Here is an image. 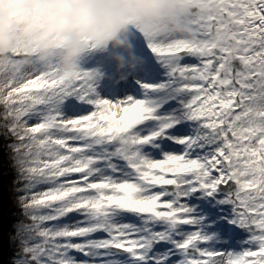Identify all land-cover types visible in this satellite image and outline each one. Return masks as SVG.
I'll use <instances>...</instances> for the list:
<instances>
[{
	"label": "snow or ice",
	"instance_id": "obj_1",
	"mask_svg": "<svg viewBox=\"0 0 264 264\" xmlns=\"http://www.w3.org/2000/svg\"><path fill=\"white\" fill-rule=\"evenodd\" d=\"M184 2L192 39L143 41L135 77L0 86V264H264V0Z\"/></svg>",
	"mask_w": 264,
	"mask_h": 264
},
{
	"label": "clouds",
	"instance_id": "obj_2",
	"mask_svg": "<svg viewBox=\"0 0 264 264\" xmlns=\"http://www.w3.org/2000/svg\"><path fill=\"white\" fill-rule=\"evenodd\" d=\"M184 0H0V86L19 71L55 68L71 81L87 71L97 83L105 79L93 58L113 62L115 81L142 68L145 57L138 41L165 47L192 39ZM253 87L264 92V76Z\"/></svg>",
	"mask_w": 264,
	"mask_h": 264
},
{
	"label": "trees",
	"instance_id": "obj_3",
	"mask_svg": "<svg viewBox=\"0 0 264 264\" xmlns=\"http://www.w3.org/2000/svg\"><path fill=\"white\" fill-rule=\"evenodd\" d=\"M101 64L102 71L105 73V79L101 82L104 85H107L110 82L111 78L115 74V68L113 62L105 57H101L98 61L95 62ZM91 65V64H90ZM87 67V65H85ZM107 89V87H106ZM108 94L112 92V90L108 87L107 90ZM2 141H0V145H2ZM4 157V150L0 147V159ZM6 163V161H5ZM5 171L11 172L10 169L5 168ZM12 177L11 175L5 177L2 182L3 192H2V203H0V231H2L4 236V254L3 259L7 260L11 251L12 247L7 243V235L10 232L11 225L13 224L16 216L19 214V209L15 207V197L9 189L12 188ZM236 241L240 239H236Z\"/></svg>",
	"mask_w": 264,
	"mask_h": 264
},
{
	"label": "rangeland",
	"instance_id": "obj_4",
	"mask_svg": "<svg viewBox=\"0 0 264 264\" xmlns=\"http://www.w3.org/2000/svg\"><path fill=\"white\" fill-rule=\"evenodd\" d=\"M138 47L140 49V51L142 52V54L144 55L145 58H147L150 62H154L153 61V57L151 55V53L146 49L144 42L142 40H139L138 42ZM101 57H97V58H93L89 61L88 64H86L87 66H91L90 64H95L96 61H98ZM115 81V74L113 75V77L111 78L110 82ZM108 87L106 89V87H101L100 91L101 94L105 97V98H111L113 92L109 93L107 92ZM118 92V96H123L126 92L128 94H132L133 89L130 88L128 85H125L123 83H121V85L119 86V89L117 90ZM118 111V110H117ZM246 233H244L242 230L237 229L235 234H234V239L232 241V245L234 247H238V244L236 243L235 238L237 239H243L245 237Z\"/></svg>",
	"mask_w": 264,
	"mask_h": 264
}]
</instances>
